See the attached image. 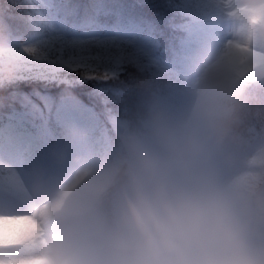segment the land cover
I'll list each match as a JSON object with an SVG mask.
<instances>
[{"label":"clouds","instance_id":"9594fccd","mask_svg":"<svg viewBox=\"0 0 264 264\" xmlns=\"http://www.w3.org/2000/svg\"><path fill=\"white\" fill-rule=\"evenodd\" d=\"M264 0H216L229 38L260 55L250 67L230 46L198 44L184 100L171 105L148 82L100 152L79 124L46 151L52 169L32 182L24 211L35 222L29 264H264V142L242 148L246 86L264 77ZM12 72L0 24V75Z\"/></svg>","mask_w":264,"mask_h":264},{"label":"snow or ice","instance_id":"6c2138e0","mask_svg":"<svg viewBox=\"0 0 264 264\" xmlns=\"http://www.w3.org/2000/svg\"><path fill=\"white\" fill-rule=\"evenodd\" d=\"M214 4L216 0H213ZM230 3L231 0H224ZM28 12L10 19L22 20L26 25L36 24L39 15L32 0H24ZM194 0H185L176 11L184 19L183 23L172 22V27L182 35L179 44H173L171 63L162 65L157 58L158 45L152 34V27L146 26L128 6L118 0H93L92 11L82 25L69 27L66 18L71 15V6L63 2L46 3L47 15L41 17V24L35 33L21 43L19 36H12L11 25L5 23L4 13L0 10V24L5 26L9 37V50L12 55V72L8 78L0 75V89L13 88L21 82L60 80L62 72H75L80 80L63 79L62 83L72 85L85 79L111 81L119 75L125 62L146 61L158 72H170L176 69L174 79L168 85V91L179 95L181 89L180 69L186 62L189 52L198 44L208 41L218 43L223 37L215 8L212 12L193 6ZM262 9L232 8L231 16L249 14L254 20L255 13ZM83 29V30H81ZM225 43L235 50L241 64L256 63L259 53L245 44L228 39ZM59 51L55 59L49 56ZM71 53L65 56V53ZM144 66V65H141ZM101 69L103 72L101 73ZM95 73V75H85ZM96 95L103 97L105 105L109 103L127 104L126 93L118 89L98 87ZM13 101L9 114L0 115V168L7 162L9 172L13 174L8 184V196L5 185L0 181V264H29L26 250L32 240L35 222L30 217H20L15 210L19 208L25 170L32 165L51 166L47 155V145L54 137L47 125L79 124L87 133L86 125L80 116L87 111L70 93H65L58 101L39 92L32 95H19L12 92ZM7 99V98H5ZM18 105V107H17ZM139 107V105L137 106ZM128 114L131 111L126 109ZM111 116V112L108 113ZM124 120L112 118L113 125L119 129ZM21 220H27L28 227H15Z\"/></svg>","mask_w":264,"mask_h":264}]
</instances>
